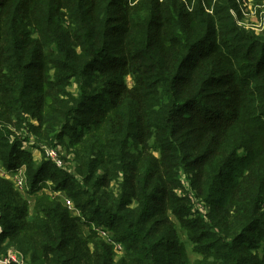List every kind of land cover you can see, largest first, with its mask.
<instances>
[{
  "label": "trees",
  "instance_id": "obj_1",
  "mask_svg": "<svg viewBox=\"0 0 264 264\" xmlns=\"http://www.w3.org/2000/svg\"><path fill=\"white\" fill-rule=\"evenodd\" d=\"M239 6L0 0V164L24 177L0 176V257L264 264V34Z\"/></svg>",
  "mask_w": 264,
  "mask_h": 264
},
{
  "label": "built area",
  "instance_id": "obj_2",
  "mask_svg": "<svg viewBox=\"0 0 264 264\" xmlns=\"http://www.w3.org/2000/svg\"><path fill=\"white\" fill-rule=\"evenodd\" d=\"M237 2H243V0H237ZM242 13V7L241 5L239 6V14H237L236 12H232V15L234 16V18L236 19V16L241 15ZM44 157L45 159L50 160L51 162H53L55 164L56 167L58 168H64L65 167V163L63 162V160L61 159V154L59 151V148H47L44 150ZM69 158V157H68ZM0 176L5 177L6 179H9L13 182L15 187H20V189L23 187L24 185V177H23V172L19 171L13 175L10 174H6L4 169L2 168L1 164H0ZM66 206L68 207V209L73 210V206L70 203V201L65 200L64 201ZM2 226L0 225V233L2 232ZM101 237L107 238V235L105 232H103L102 230L98 231ZM115 249L116 252H120L121 251V247L120 245H115ZM0 264H24V262L22 261V259L14 252L9 251L5 256L0 257Z\"/></svg>",
  "mask_w": 264,
  "mask_h": 264
},
{
  "label": "rangeland",
  "instance_id": "obj_3",
  "mask_svg": "<svg viewBox=\"0 0 264 264\" xmlns=\"http://www.w3.org/2000/svg\"><path fill=\"white\" fill-rule=\"evenodd\" d=\"M240 5L242 7V13L236 16L235 20L237 25L245 31L252 32L256 35L264 34V0L261 3L255 0H243V2H240ZM33 154L37 160H40L44 155V151H33ZM60 154L62 153L60 152ZM17 189L22 191L20 187Z\"/></svg>",
  "mask_w": 264,
  "mask_h": 264
},
{
  "label": "crops",
  "instance_id": "obj_4",
  "mask_svg": "<svg viewBox=\"0 0 264 264\" xmlns=\"http://www.w3.org/2000/svg\"><path fill=\"white\" fill-rule=\"evenodd\" d=\"M33 156H34V158L36 159V157H35V155L33 154ZM39 156H40V154H39Z\"/></svg>",
  "mask_w": 264,
  "mask_h": 264
}]
</instances>
